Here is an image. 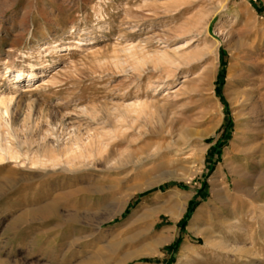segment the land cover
I'll use <instances>...</instances> for the list:
<instances>
[{"label": "rangeland", "instance_id": "1", "mask_svg": "<svg viewBox=\"0 0 264 264\" xmlns=\"http://www.w3.org/2000/svg\"><path fill=\"white\" fill-rule=\"evenodd\" d=\"M158 52L187 59L165 79ZM30 68L16 88L14 73ZM0 99L12 100L0 131L17 157L0 163V180L13 182L0 199V263L120 264L141 253L125 264H264V0H0ZM131 104L138 118L120 123ZM239 110L246 133L232 143ZM111 126L106 168L30 165L45 132L55 147ZM214 178L230 191L216 192ZM52 201L59 215L37 219Z\"/></svg>", "mask_w": 264, "mask_h": 264}, {"label": "bare ground", "instance_id": "2", "mask_svg": "<svg viewBox=\"0 0 264 264\" xmlns=\"http://www.w3.org/2000/svg\"><path fill=\"white\" fill-rule=\"evenodd\" d=\"M193 24H188V25L184 26V28H186V30H187V34L189 32L190 27H193ZM142 56H141V58H143ZM152 58H153V63L155 65H158V68L163 67L164 69H167V71L165 70V72H164L165 79H167L169 77V75H171V73H172L171 69L172 68H177L180 64H184V62L187 59L186 57H179V56L177 57L175 55H170V54H168L166 52L165 53L164 52H161V53L158 52V56L152 57ZM27 77H28L29 80L34 78V74H33L32 70H31V68L26 73L25 76H24L23 72L16 71L14 73V76H13L14 86L16 88H18L17 86L22 81V79L25 80V78H27ZM191 79L192 80L188 79L187 77H184V79L182 81L183 84H181V85H183L184 88H188V90L191 91V93H192V91H193V89H194V87L196 85H195V80L193 78H191ZM42 84H43V81L40 80V82L36 83V88H39ZM246 97L247 96H246L244 91H241V92L238 91V94L236 96V99H238V101L236 103H238L241 107L245 106L247 104V102H248L247 99H249V98L246 99ZM11 101H12L11 99H0V122H2L3 115H7L8 110H9V105H10ZM248 103H250V102H248ZM248 105H246V106H248ZM137 108H138V106L135 107L134 104L123 106L121 108L122 109V111H121L122 114L120 113L119 117H118L120 123L124 124L126 122H131V120H129L130 119L129 115L130 116L131 115L137 116L136 114H138V112L140 111V110L138 111L140 106H139L138 109ZM243 110H239L237 112L234 111V115H235V118H236V124H235V134L233 135L232 143H237L238 140L240 139L241 135H243L244 132L246 133V131H244V130L242 131L241 125L239 123V120H237L238 118L239 119L243 118L246 115L249 116L248 115L249 111L246 114V113H243ZM84 112H85V110H84ZM168 115L165 114V113H162V111H161L160 120L163 121V123L167 121L166 125L168 124L167 126H169V130H170L173 121H172V117H170ZM85 116H87V115H85ZM88 117H90L89 114H88ZM137 118H138V116H137ZM119 121H117V122H119ZM128 125H129V123H128ZM2 128H3V125L0 123V129H2ZM109 128L110 129L104 128L102 130L101 129L100 130H96V129H89L88 130L87 129V130H85V132L83 134L76 133V134H71V136H69V134H66V135H68V137L66 139H64V141H62L63 138L60 139L61 144H59V145L56 144L57 146H55V147H52L53 145L50 146V145H48L45 142V140L48 138V136H47V134L45 132L44 133L45 135L40 138V140H42V145L40 146L39 151L36 153V155L34 157L35 160H33L32 163H30V165H32V166H37L38 165L41 168H49L51 170L58 169L61 172H69V173L72 172V171L76 173L77 170H79V169H88V168H93L94 169V168H96L95 166L97 164H100L101 166L105 167V166H107L109 164V157L106 154V147L108 146V142L112 139V137H114V135H116V133H118L117 131L119 130V128L117 129L114 126H111ZM6 131H9V130L6 129ZM5 137L2 136V132L0 131V142H1L0 144H2V146L0 148V163L5 160V157H6V160H10V161L17 159L16 155L13 152V148H11V144L8 143V144H10V146L7 144ZM14 139H16V138L14 137ZM54 140H56V139H54ZM10 142H12V141H10ZM236 153H238V152H236ZM57 174H60V172L57 173ZM50 175L52 176V175H55V174L54 173H50ZM62 177H64V176L63 175H57V177H55V178H57V180L61 181ZM211 181H212L211 186H212V188L214 190H216V192H217V188L220 189V192H218L220 194L221 193L227 194L230 191L229 187L227 185L225 186V188L220 187V182L217 180V178H214ZM159 183H161V182H159ZM157 184H158V182H155L152 185H157ZM62 186H63L62 182L57 183L56 187H55V190H57V189L59 190ZM117 186L118 185H116V186L115 185H110V187L107 188L106 193L108 195H113L114 192L117 190ZM12 188H13V182L10 179L0 180V199L6 194L7 191H10ZM236 191H237V189H235V192ZM213 193H215V191H213ZM223 194H221V195H223ZM42 196L44 197V195H41V193L39 194V192H37L35 190L34 197H33V202L36 205L39 204L40 202H42L41 201L42 200L41 199ZM58 196L59 197H63V194L59 193ZM182 199H187V198L184 197V198H181V200ZM158 200H159V198H155L154 199V203H153L154 207L150 210L151 213L157 212L159 210L158 209L159 208L158 204H161L162 202L160 203V202H158ZM52 203H53V201L50 202V203H47V204H45V205H43V206H41V207H39V208H37L35 210L34 214H35V216L37 215V219L40 218V219L43 220V218L45 219L47 217L50 218L52 216H55V214H56L55 211H57V210H55V208L53 207ZM123 209H124V207H121V208L117 209V211H111L106 217H104L103 219L98 220L97 222H95V224H93L94 228L97 231H99L103 222L113 219L117 214L121 213L123 211ZM34 214H31V215L34 216ZM29 217H31V216H29ZM49 218H47V219H49ZM22 219H24V218H22ZM140 220H142V219H140ZM195 221H197V220L195 219L194 222ZM192 225L193 224H191V226ZM191 226L189 227L190 231H192ZM89 237H91V236H87L86 238H89ZM40 239L41 238H38L37 241L34 242L35 246H42V245L46 244L45 243L46 239L42 240V242H41ZM40 242H41V244H40ZM54 242H56V241H54ZM150 242L152 244H155V245H161L162 244V239L158 238V236H152V237H150ZM50 243L51 242H49L48 244H50ZM52 245L54 247V250H57V249L61 250L60 247L63 246V245L59 244L58 242L53 243ZM139 257H141V253L140 254L139 253H132V254L125 255V256H123L120 259V264H125V263H127L129 261H132L134 259H137ZM0 264H6V263H0Z\"/></svg>", "mask_w": 264, "mask_h": 264}]
</instances>
